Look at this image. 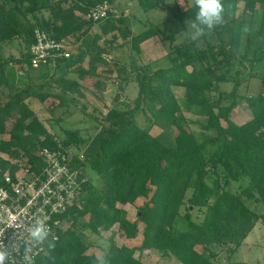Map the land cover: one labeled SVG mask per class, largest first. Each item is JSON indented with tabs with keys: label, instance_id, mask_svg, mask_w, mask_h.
Here are the masks:
<instances>
[{
	"label": "trees",
	"instance_id": "trees-1",
	"mask_svg": "<svg viewBox=\"0 0 264 264\" xmlns=\"http://www.w3.org/2000/svg\"><path fill=\"white\" fill-rule=\"evenodd\" d=\"M8 1L12 3L10 6L0 2V43L21 37L26 43V51L21 58L0 59V85L14 86L4 74V65L12 60L19 63L27 80L34 72H38L36 76L44 75L41 70L45 69L31 66L27 52L34 42V28L39 27L56 39L65 40L69 35H76L83 44H78L77 51L69 58L58 59L52 70L53 82L62 90L76 91L79 78L66 75L69 71L72 74L76 71L79 74L93 72L91 65L80 69L85 54L98 38V33L89 34L90 29L96 22L100 23L102 31L114 28L116 14L109 12L94 22L75 12L85 13L103 0ZM242 1L250 9L258 4L261 7L253 52L238 55L241 64L249 66L247 62L264 60V0ZM139 2L144 9L157 5L156 0ZM44 5L49 7L47 17L36 18L30 23L19 17L18 12L33 14ZM116 20L119 22L122 17ZM227 26L231 27L230 24ZM157 31V27L150 26L136 34L133 37L136 50H139L140 41ZM170 38L173 40L172 35ZM172 50L175 54H170V65L136 74L138 92L134 105L126 109L109 108L103 116L105 123L90 139H84L74 129H65L73 144L83 145V158L73 164L80 169L85 163L89 164L99 175L104 188L96 186L81 172L82 208L77 209V213L71 210V222L66 223L56 239L47 242L31 264H147L134 253L136 249L152 247L174 256L181 264H213L214 252L208 248L210 243H233L234 248L241 244L256 220L264 218V77L256 93L245 95L249 115L236 121L231 118V112L238 98L241 79L238 75L226 95L229 103L220 102L225 97L221 93L212 101L206 92L217 82L230 78L225 69H229L237 56L231 43L220 40L199 47L194 40H189L177 44ZM93 58L103 59L99 53ZM172 85L184 86L181 101L174 94ZM31 94L33 92L27 86L11 92L0 104V133L6 134L0 138V184L5 170L15 173L25 166L33 170L40 167L42 162L36 154L40 146H70L57 140L25 102ZM36 94L43 99L49 93ZM54 96L63 100L59 94ZM146 99L157 103L156 107L149 106L156 120L173 124L181 130L190 121L181 112L187 110L204 115L206 120L200 126L214 130V133L201 141L193 134L177 140V132L173 131L174 141L165 143L151 134L149 127L139 126L134 119ZM207 147H210L208 154L205 152ZM217 164L223 170V182L219 173L214 178H207L208 169L217 171ZM240 177H247V183L240 191L234 192L225 186L229 180ZM137 197L144 198V201L137 209L136 218L131 220L116 204L133 203ZM247 199H254L257 207L250 205ZM184 203L186 212L179 217ZM190 207L202 212L199 220L192 218ZM77 214L86 216L87 224L96 233L116 227L126 238L138 237L139 224L142 223V236L135 246L117 245L111 241L101 256L88 253L86 241L72 227Z\"/></svg>",
	"mask_w": 264,
	"mask_h": 264
},
{
	"label": "rangeland",
	"instance_id": "rangeland-1",
	"mask_svg": "<svg viewBox=\"0 0 264 264\" xmlns=\"http://www.w3.org/2000/svg\"><path fill=\"white\" fill-rule=\"evenodd\" d=\"M53 1L56 2L57 0ZM111 1L113 7L116 9V15L113 18L116 26L107 31H102L100 23H94L89 34L93 35L94 33H98V38L93 47L85 54L80 66V69H87L91 65L93 72L90 74V72L88 73L86 71L85 73L79 74L76 71L72 74V71H69L66 75L79 78V86L76 91L65 92L62 90L53 82V77L55 76H53L52 72L53 67L51 65L42 67L45 68L44 71L41 70L43 72L41 74H44L42 75L43 85L38 88L49 90L52 92V95L47 98L46 102L38 104L37 109L40 110L35 111L38 116L53 119L52 122L44 120V125L57 140L62 143H69V147L75 152L82 150L83 145L80 144L77 146L73 144L66 136L65 129H74L84 139H90L99 130L101 125L105 123L103 116L109 108L126 109L134 105L138 92L136 74L138 72H150L156 68L170 65V54H175L172 50L173 47L189 40H194L195 44L199 47L216 44L220 40H224L226 44L231 43L237 56L230 63L229 69H225L224 65L222 66L230 78L217 82L216 86L214 85L215 87L213 86L206 92L212 101L217 100L221 93L225 97L220 102L222 104L229 103V98L226 95L233 85V79L238 75L241 78L237 89L238 98L236 106L231 112V118L236 121H242L243 118L245 119L249 115L245 95L256 93L261 87L262 77H264V60L252 64L247 62L250 65L243 66L238 55L242 56L244 52L250 55L253 52L256 31L260 23L261 7L259 4L255 8L250 9L244 6L242 0H221L223 6L221 22L214 24L209 29L207 26L199 24L196 20L199 11L196 0H156L157 5L150 9H144L139 0ZM0 2L5 6L12 4L8 0H0ZM48 10V5H44L43 7H38L33 14L30 12L24 15L20 12L18 14L24 22L30 23L35 21L36 18L49 16ZM75 12L84 17L83 12L79 10H75ZM118 17H122V20L119 22L117 20L115 21V18ZM194 24L196 27H193ZM227 24H230L231 27L228 28ZM150 26L157 27L158 31L154 35L140 41L139 50H136L133 37ZM201 29L203 30V34H200ZM170 35H172L173 40H171ZM65 42L72 53L77 51V46L81 43L76 35L65 37ZM25 51L26 43L21 37L11 38L9 41L0 43V59L11 57L21 58ZM98 53L101 55L103 53L110 54L111 60L108 61L104 58L99 60L94 59L93 56ZM4 69V74L7 77L9 76L8 80L15 86L17 85L22 88L26 85L28 88H35L34 85H31L32 83L21 81V78H26L27 74L22 71L18 62L12 60L4 65ZM37 73L34 72V74ZM59 74L60 71L57 75ZM1 88L0 102L4 101L8 95L7 86ZM172 90L177 99L181 101L184 96V86L172 85ZM55 94L62 95L63 98L68 100L66 104L68 114H66V111L61 114V111L57 110L56 112V109L53 111L47 107L51 103H56L57 98L53 96ZM27 100L29 104H32V101L36 102V99L33 100L32 96ZM149 106L156 107V101L146 99L139 108L141 111L138 110L136 112L134 119L139 126L149 127L150 133L156 135L165 143L174 141L175 136L173 131L177 132V140L193 134L197 140L201 141L206 136L214 133V130L203 129L200 126L201 122H205L206 120L204 115L182 110V114L186 118H189L190 121L186 127L179 130L173 124H166L165 122L156 120ZM4 136L6 134L0 133V138ZM209 149L210 147H207L206 154L209 153ZM4 156L8 157L6 154ZM81 171L96 186L101 189L104 188V184L101 182L99 175L89 164L85 163L81 167ZM217 173L220 174V180L223 182V170L219 164H217V171L211 168L208 169L207 178H214ZM246 183L247 177H240L237 180H229L225 186L234 192H238ZM188 193L189 191H187V195ZM143 201L144 198L137 197L133 203H117L116 205L122 207L125 210L126 216L133 220L136 218L137 209ZM247 202L252 206L256 204L254 199H247ZM189 210L192 218L195 220H199L202 216V212H198L196 208L190 207ZM185 212L186 203L181 205L178 213L179 217ZM177 226H179L178 223ZM72 227L86 241L88 246L86 251L88 253L93 252L98 256H101L104 250H108L111 241H114L117 245L125 243L130 246H135L142 236V223L139 224L140 233L136 238L124 237L116 227L102 229L96 233L87 224L86 216L80 214H77L76 219L72 223ZM244 243L240 247L236 258L240 257L242 253L245 257L244 260H239V263L254 264L255 258L253 255L264 253L263 217H259L256 220L250 236ZM197 247L202 249V246ZM232 247L233 243H210L208 248H210L211 252H214V256L211 258L214 264H233L234 262L231 261L230 257L232 251L237 246ZM206 251L204 250V252ZM134 254L139 256L147 264H181L174 256L163 254L154 247L144 250L136 249Z\"/></svg>",
	"mask_w": 264,
	"mask_h": 264
},
{
	"label": "built area",
	"instance_id": "built-area-1",
	"mask_svg": "<svg viewBox=\"0 0 264 264\" xmlns=\"http://www.w3.org/2000/svg\"><path fill=\"white\" fill-rule=\"evenodd\" d=\"M112 3L103 0L92 6L84 17L98 21L109 12L115 14ZM34 42L27 52L33 68L55 66L58 59L72 54L65 40L56 39L45 29L34 28ZM102 57L110 61L111 55ZM42 164L36 170L25 166L15 173L5 170L0 184V251L8 253L6 264H31L45 249L48 241L58 237L66 223L71 222V210L82 208L80 191L81 169L74 161L83 158V150L75 152L69 146H40L36 151ZM43 222L48 235L36 240L31 232L37 222Z\"/></svg>",
	"mask_w": 264,
	"mask_h": 264
},
{
	"label": "crops",
	"instance_id": "crops-1",
	"mask_svg": "<svg viewBox=\"0 0 264 264\" xmlns=\"http://www.w3.org/2000/svg\"><path fill=\"white\" fill-rule=\"evenodd\" d=\"M42 69H45V68H42ZM41 77H42V75H40ZM40 76H36V74H34L31 78H30V80H27L26 78H21V81H25L26 83H27V81L29 82L30 81V83H32L31 85H34L35 86V88H28L30 91H32L33 92V94H31L30 96H28L27 98H25V102L34 110V112H35V114L37 115V113H36V111L35 110H37V111H39L40 109H37V105L38 104H40V103H42V102H46L47 101V98L50 96V95H52L51 93L52 92H50L49 90H45V89H39L38 87H41L43 84H42V82H41V78H40ZM11 78V77H10ZM14 79V78H13ZM9 81V83H10V80H8ZM36 84V85H35ZM3 86H7V88H8V95H7V97H6V99L4 100V101H2V102H0V104H3L6 100H7V98L9 97V95H10V93L11 92H14V91H16V90H19V89H22V88H24V87H27L26 85L24 86V87H20V86H12L13 88H10V86L9 85H7V84H5V83H3V84H1L0 85V91L2 90V88L1 87H3ZM37 86V87H36ZM44 87H45V85H44ZM38 88V89H37ZM37 92H46V93H49L47 96H45L43 99H41V97L39 96V95H37L36 93ZM65 92H67V91H65ZM70 92V91H69ZM32 96V99L33 100H35L36 99V102L35 101H32V104H29L28 103V98L29 97H31ZM54 96V95H53ZM54 97H56V96H54ZM61 97L63 98V96L61 95ZM57 98V101H56V103L55 104H49L47 107L48 108H50V110H55L56 109V112H57V110H59V111H61V114H62V112H65L68 108H67V101L68 100H66L65 98H63V100H61V98L60 97H56ZM57 105V106H56ZM33 106V107H32ZM53 107V108H52ZM52 111V112H53ZM70 112V111H69ZM66 114H68V111H66ZM38 116V115H37ZM41 120H42V122L44 123V120H49V121H53V119L52 118H47V117H45V116H43V117H41V116H38ZM60 117H62V115H60ZM57 118H59V117H57ZM59 120H60V118H59ZM252 230V229H251ZM251 230L248 232V234L244 237V239H243V241H242V243L239 245V246H237V248L236 249H234L233 251H232V255H231V257H230V259H231V261H233L234 263L233 264H245L244 262L243 263H239V260H244V257H245V255L244 254H240V257H237L236 258V255L239 253V251H240V247H242L245 243L244 242H246L247 241V239H248V237L250 236V232H251ZM230 254V253H229ZM254 256V258H255V260H254V264H264V253H257V254H254L253 255ZM213 264H214V262H213Z\"/></svg>",
	"mask_w": 264,
	"mask_h": 264
},
{
	"label": "clouds",
	"instance_id": "clouds-1",
	"mask_svg": "<svg viewBox=\"0 0 264 264\" xmlns=\"http://www.w3.org/2000/svg\"><path fill=\"white\" fill-rule=\"evenodd\" d=\"M196 4L199 8L196 20L201 25L207 26L209 29L214 24L221 22V13L223 12V6L221 0H196ZM193 27H196L194 24ZM200 34H203V30H200ZM48 235L46 227L43 222H37L36 227L31 232V236L36 240H43ZM8 253L0 251V264H5Z\"/></svg>",
	"mask_w": 264,
	"mask_h": 264
}]
</instances>
